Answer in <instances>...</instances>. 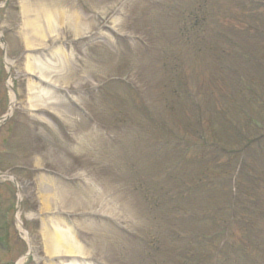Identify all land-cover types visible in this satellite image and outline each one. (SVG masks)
<instances>
[{"label":"rangeland","instance_id":"obj_1","mask_svg":"<svg viewBox=\"0 0 264 264\" xmlns=\"http://www.w3.org/2000/svg\"><path fill=\"white\" fill-rule=\"evenodd\" d=\"M23 1L31 22L40 16L42 40L18 20ZM253 4L0 0V118L14 96L0 122V173L17 178L23 200L8 181L0 185V264H177L171 254L186 249L185 234L209 229L192 214L205 219L208 205L227 194L200 189L185 197L198 169L205 180L216 177L208 179L210 160L196 158L209 155V141L237 145L240 134L264 129L256 105L264 82L254 67L264 49L249 36L264 32V7ZM30 58L41 72L28 69ZM31 90L48 93L37 107ZM228 126L240 133H225ZM198 135L205 148H195ZM262 198L250 211L262 215L252 221L258 226L239 244L264 264L263 245L249 242L264 243ZM53 223L81 253L44 251ZM185 259L178 264H196Z\"/></svg>","mask_w":264,"mask_h":264},{"label":"trees","instance_id":"obj_2","mask_svg":"<svg viewBox=\"0 0 264 264\" xmlns=\"http://www.w3.org/2000/svg\"><path fill=\"white\" fill-rule=\"evenodd\" d=\"M256 105L257 109L264 113V103L257 102ZM196 109L197 112H200V109ZM217 124L213 120L211 127L214 128ZM246 124L249 125V123ZM197 125L201 127L202 120H199ZM220 130L222 131V129ZM224 131L231 135L236 132L231 126L224 128ZM255 132L258 131H254V135ZM195 138L202 145L200 148H205L204 138L201 135ZM252 139L246 136L245 139L240 138L239 142L242 145L228 152H224V148L222 147L230 143L229 139L225 140L221 137V140L207 142L208 146L206 148H208L209 155L205 153L198 161L210 160L209 162L212 165L208 173V179L213 176L216 177L215 179L205 180L203 172L198 169V172L194 173L196 177L194 179L195 184L192 185L191 189L187 190L190 192V195L185 194V197L191 196L194 186L195 190L202 189L204 192L218 190V193H215L214 196L224 190L227 194L223 193L220 197L217 195V200L208 205L207 212H203L206 214V217L202 222H206L209 229L204 231V233H200L201 231H199L185 234L184 243H186V249L178 251L179 254H171L175 263L178 264L179 257L186 258L185 262L187 263H192L194 260L196 264H221V262L222 264H231L234 258L241 259L245 263L251 258H255V256L251 255L249 249L239 244L247 232L249 234L253 226H258L256 224L257 221L254 224H252V221L262 216L259 212H250L252 211V205H255L256 208V204H258L259 200H263L262 196L264 195V166L262 165L264 161V148H254L252 146ZM241 158L243 160L241 174L235 184H233L231 183V169ZM250 160H252L253 165L249 164ZM253 193L256 195H253ZM178 212L181 214L182 209H179ZM192 216L190 220L195 223V219L198 220L199 216H196L195 213ZM256 239L258 238L253 236L249 242L254 241L257 244L255 246L257 248H260L262 245L264 247L263 241ZM196 247L198 250H195V252L192 249ZM185 250H187L188 254Z\"/></svg>","mask_w":264,"mask_h":264},{"label":"bare ground","instance_id":"obj_3","mask_svg":"<svg viewBox=\"0 0 264 264\" xmlns=\"http://www.w3.org/2000/svg\"><path fill=\"white\" fill-rule=\"evenodd\" d=\"M28 13H29V10L27 9V7L23 1V19H24L23 28L30 29V34H31L33 39H41L42 40L44 38V34L41 33L43 31H41V29L37 25L39 22V17H40L38 12H37V15L34 17V22L33 21L31 22L28 19ZM47 22H48V18H47ZM47 28H48V31L50 34L54 33V31H52L53 29H51L52 28L51 22L47 24ZM31 48L33 49L34 45L27 43L25 49H31ZM34 62H35V59L30 58V62L27 66L28 69L41 72L43 69L42 68L43 65L38 64V63H34ZM44 72H46V71H44ZM9 87H11V83H9ZM31 91L33 92V90H31ZM33 93L37 94V95L33 94L34 96L31 98V104L33 107H37L38 106L37 102H39V100H42L41 98L48 94V93L46 94L45 92H38V93L33 92ZM13 101H14V96L12 95L10 98L11 108H10L9 114H11V111H12ZM42 101H44V100H42ZM45 104H47V102ZM17 188H18V190H20L19 186H17ZM19 198H20L19 201L21 202L22 199H21V193L20 192H19ZM65 232H63V230L60 229L58 227V225H56L54 223L52 224V231L45 230L44 236H45V240H46V253L49 256L53 257L55 255H64V254L74 255V254L81 253L80 249L78 248V246L76 244V241L73 240V237H71L67 232L66 233ZM65 234H68V235H65ZM25 261H26V258H23L20 261H18L17 264H22Z\"/></svg>","mask_w":264,"mask_h":264}]
</instances>
